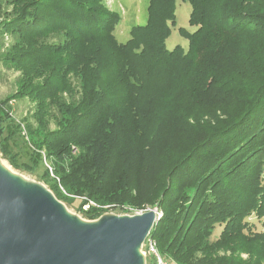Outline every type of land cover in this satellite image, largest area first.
Wrapping results in <instances>:
<instances>
[{
    "label": "trees",
    "instance_id": "16d2710c",
    "mask_svg": "<svg viewBox=\"0 0 264 264\" xmlns=\"http://www.w3.org/2000/svg\"><path fill=\"white\" fill-rule=\"evenodd\" d=\"M176 1L148 0L146 22L121 42L113 33L120 15L104 0H4L0 36L13 39L0 43V59L24 70L21 95L36 102L40 128L29 131L34 149L16 164L19 125L0 103L1 154L26 171L47 159L52 174L44 168L41 177L52 193L66 203L80 198L89 219L99 216L96 206L157 199L163 212L149 234L177 264H264V0H181L194 27L178 28L186 50L165 42ZM49 34L62 39L45 41ZM248 35L262 61L238 55ZM247 53L257 67H248ZM34 77L42 80L33 85ZM250 77L259 83L240 82ZM183 98L174 118L195 116L190 147L155 168L160 115Z\"/></svg>",
    "mask_w": 264,
    "mask_h": 264
},
{
    "label": "water",
    "instance_id": "95a60500",
    "mask_svg": "<svg viewBox=\"0 0 264 264\" xmlns=\"http://www.w3.org/2000/svg\"><path fill=\"white\" fill-rule=\"evenodd\" d=\"M159 217L152 207L81 219L0 164V264H144L140 248Z\"/></svg>",
    "mask_w": 264,
    "mask_h": 264
},
{
    "label": "rangeland",
    "instance_id": "374dc122",
    "mask_svg": "<svg viewBox=\"0 0 264 264\" xmlns=\"http://www.w3.org/2000/svg\"><path fill=\"white\" fill-rule=\"evenodd\" d=\"M104 3L106 7L112 11H116L120 15V21L116 25L113 33L115 37L121 41L124 42L130 37V28L131 26L135 24H144L147 19V4L148 0H104ZM0 6L4 7V0H0ZM11 6H8V11H10ZM191 10V6L188 2H183L181 0L176 1V9H175V16H176V24L171 27V33L166 38V46L168 49H172L176 45H180L184 48V50L187 49L188 46V40L184 38L182 35L179 34L178 28H186L188 31H192L194 27L189 26L188 24V17ZM62 35H55V34H49L47 39L45 38V41H59L62 39ZM13 37L9 34H3L2 37L0 36V43L2 45V48L6 45L10 44ZM249 35L245 36L242 40H240L236 44L238 55L245 54V52L252 53L254 57H257L259 60L262 61L260 55H259V48L255 47L254 45L249 44ZM249 44V45H248ZM5 49V48H3ZM2 49V50H3ZM1 50V51H2ZM248 53L245 55L246 62L248 64V67H257L256 65V59L254 58L253 63L248 59ZM24 70L15 68V67H6L2 60L0 59V103L4 104V106H7L6 111L11 117L14 118L16 124L19 125V128L15 132L13 139L15 140V143L13 144L12 149L14 151H18L20 153V157L16 158L14 161L16 164H21L22 162L27 161L28 154L30 153V150H33L34 147L32 145V136L30 134V130H35L40 128V125H38L37 121L34 119L33 112L35 110L36 102L26 95H21V89L20 84L24 78ZM69 77L71 74L69 73ZM38 80H42V78H33L32 84L35 85L38 83ZM241 83H247L250 86H254L257 83H259V80L257 78L250 77V78H242L240 80ZM220 83V82H219ZM63 96L67 100H71L72 98H69L68 95H65L63 93ZM213 96L208 97V100L203 103V105L199 106V108L195 111V113H198L199 115L206 109L201 108H207L208 105L211 104ZM182 102H168V106L163 110V112L160 115L159 125H158V141L155 142L154 147L156 149L159 148L160 151L156 152L154 154V161L155 168L161 169L162 167L165 168L168 166L167 162H170L174 159L175 155L180 154L182 150L187 149L190 143V140L192 138V135L194 134L195 127L193 126H187L189 122L194 121L193 116H187L188 119L183 120V122L179 120H175L174 117H176V114L178 111H180L184 106L186 99H179ZM197 107V106H196ZM194 109V110H195ZM217 114L224 118V115L220 112H217ZM202 120H206L207 122H211L212 124H215L217 121L214 119H210V117L207 119V116H204ZM49 128L56 127L55 121L50 120L49 124L47 125ZM184 130V132H182ZM180 132H182L180 134ZM5 134V133H4ZM74 150V149H73ZM159 160L163 161V163H160ZM0 161L5 164L7 170L12 172L13 174L19 176L20 178L27 180V181H34L41 185H43L45 188L50 190V182L47 181L45 178L41 177L43 175L44 168H47L51 173V164L50 162L43 158L41 162L30 170H24V168L18 166L14 167L12 166L11 162L12 158L8 160L6 156H2L1 150H0ZM162 168V169H163ZM161 169V170H162ZM52 174V173H51ZM65 195L72 196L70 194L64 193ZM59 200V199H58ZM62 202V204L65 206L66 210L72 214L75 215L81 219L86 220H94L98 218L100 215L103 214H134V213H140L148 208L155 207L158 208V200L156 199L154 202L149 204H143L141 206H135L129 203H118V204H111V205H103V206H96L99 207V216L93 219H89L82 211L86 210L88 208V204H85L82 206V209H79V203L80 198H74V201L71 203L69 202ZM90 204L95 205L93 202H90ZM160 216L162 215V210L158 209ZM264 220V217L261 219ZM261 220L256 218L254 215L248 218V221L253 224L254 229L261 230ZM157 221V220H156ZM155 221V222H156ZM154 222V223H155ZM220 231V227H216L214 231L215 238ZM150 243L153 244L155 252L150 251L148 241L144 242L140 248V252L144 256V264H153L154 260H157V257L161 259L162 263L165 264H177L170 256H168L166 253H162L159 251V248L157 246V242L155 237L148 235V238ZM229 253V252H228ZM220 254H223L220 252ZM238 254L243 259H246L248 255L245 252L238 251ZM192 264H198V260H192Z\"/></svg>",
    "mask_w": 264,
    "mask_h": 264
},
{
    "label": "built area",
    "instance_id": "2783aa9c",
    "mask_svg": "<svg viewBox=\"0 0 264 264\" xmlns=\"http://www.w3.org/2000/svg\"><path fill=\"white\" fill-rule=\"evenodd\" d=\"M159 215H160V214H159ZM147 238H148V236H147ZM147 238L145 239L144 242L148 241V245H149V249H150V251L155 252V249H154L153 244L150 243L149 240H148ZM153 264H165V263H162L161 259L157 257V260H154V263H153Z\"/></svg>",
    "mask_w": 264,
    "mask_h": 264
},
{
    "label": "bare ground",
    "instance_id": "6f19581e",
    "mask_svg": "<svg viewBox=\"0 0 264 264\" xmlns=\"http://www.w3.org/2000/svg\"><path fill=\"white\" fill-rule=\"evenodd\" d=\"M0 164H1V166L2 167H4L6 170H7V168H6V166H5V164L4 163H2L1 161H0ZM7 171H9V170H7ZM10 172V171H9ZM10 173H12V172H10ZM13 174V173H12ZM15 175V174H14ZM17 176V175H16ZM19 177V176H18ZM22 179V178H21ZM22 180H24V179H22ZM24 181H27V180H24Z\"/></svg>",
    "mask_w": 264,
    "mask_h": 264
}]
</instances>
